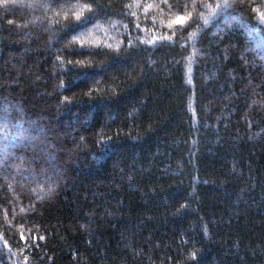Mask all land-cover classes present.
Returning a JSON list of instances; mask_svg holds the SVG:
<instances>
[{
	"label": "trees",
	"instance_id": "1",
	"mask_svg": "<svg viewBox=\"0 0 264 264\" xmlns=\"http://www.w3.org/2000/svg\"><path fill=\"white\" fill-rule=\"evenodd\" d=\"M261 15L0 5V264H264Z\"/></svg>",
	"mask_w": 264,
	"mask_h": 264
},
{
	"label": "snow or ice",
	"instance_id": "2",
	"mask_svg": "<svg viewBox=\"0 0 264 264\" xmlns=\"http://www.w3.org/2000/svg\"><path fill=\"white\" fill-rule=\"evenodd\" d=\"M9 2V0H0V5H4V4H7ZM78 15V13H76ZM260 19L264 20V15H261ZM186 20V17L184 16H178L176 18V20L174 21V23L176 24H182L184 23Z\"/></svg>",
	"mask_w": 264,
	"mask_h": 264
}]
</instances>
